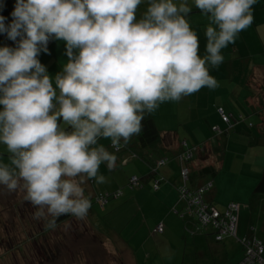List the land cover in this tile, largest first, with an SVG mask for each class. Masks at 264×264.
<instances>
[{
  "label": "clouds",
  "instance_id": "clouds-1",
  "mask_svg": "<svg viewBox=\"0 0 264 264\" xmlns=\"http://www.w3.org/2000/svg\"><path fill=\"white\" fill-rule=\"evenodd\" d=\"M256 2L192 0L209 21L201 57L189 0H16L12 23L0 16V33L19 38L0 47V145L8 153L0 186L24 193L46 229L60 216L85 219L91 203L82 185L105 183L100 165L112 170L117 160L98 141L119 151L141 132L145 113L217 88L208 66L218 67L222 49L251 26ZM50 37L65 42L68 57L55 86L37 59Z\"/></svg>",
  "mask_w": 264,
  "mask_h": 264
},
{
  "label": "crops",
  "instance_id": "crops-1",
  "mask_svg": "<svg viewBox=\"0 0 264 264\" xmlns=\"http://www.w3.org/2000/svg\"><path fill=\"white\" fill-rule=\"evenodd\" d=\"M189 6H191L192 11L186 18L191 28L199 37V54L203 57L206 54L205 46L207 42L205 29L209 21L206 16L201 14L199 9L192 5V0H189ZM145 10L146 3H142L137 9V19L142 16ZM253 17L254 19L251 26L239 33L236 42L222 49L221 54L224 57L223 62L218 67L208 66L209 74L213 76L219 84L217 88L214 90H210L207 87L202 88L193 95L183 97L179 102H165L160 104L155 112L151 114L145 113L144 118H151L163 137L161 144L162 149L159 148V150L157 149L155 151L154 158L156 156H161L172 159L163 170V172H165L164 175L168 177L170 182L169 184H163L161 190L158 192L152 189L151 184H148L138 192L126 194L123 201H114L109 204V207L113 209V211L110 212L116 223L120 221H122V223L126 222L125 228H129L135 234H137V231H140L141 224L145 223L146 225L149 223L148 226L153 229L155 222L163 223L166 227L165 234H168L169 237L178 234L183 237L186 236L187 238L184 231L186 224L175 218L173 213V207L176 205L178 198L172 185L179 180L180 166L179 162L176 160V155L180 151L181 142L184 139L191 145H197L202 143L205 137L209 136V128L219 126L222 130H226L228 128L227 124L223 123L220 119V113L224 112L231 116L230 120L231 123L234 124L233 126L236 132L231 131L233 133L228 139L229 144L225 154L226 159L224 157L218 174L223 172L226 178V174L229 173L231 178L235 177V179H232L234 181L233 187L235 191L239 192V196L236 195L223 199L219 197L221 187L218 186L216 192V196L218 197L217 200L222 206H226L231 201L241 205L238 225L239 237L243 238L246 235L247 229L251 224L256 227H261V218L264 216V194L256 193L255 187L262 177L263 170L261 166H259V163L263 166L262 156L264 154V147L249 146L246 134H248L250 124L255 121L258 111L261 109V105L264 104V0H257L256 4L253 6ZM0 47L5 46L0 42ZM37 59L46 68V72L52 78L53 86H55L56 75L63 71V66L68 62L65 42L50 37L47 44V51L45 52L42 50ZM242 100L246 105L250 106L251 115L244 116L242 114L238 116L233 111V104H243ZM2 110L3 107L0 106V111ZM204 112L209 116L207 119L203 118ZM253 116L254 118H251ZM58 123L64 127L62 118ZM65 130L71 131L72 129L66 127ZM137 136L138 135H133L131 137L128 146L141 151ZM109 142V139H102L99 144H102L109 151ZM231 143L234 144L235 148L231 146ZM229 152L232 154L233 161L229 162V168L225 171V160L227 162V153ZM258 155L261 157L258 158L260 161L255 162L254 158H257ZM7 156L8 153L5 146L0 145V160L7 162ZM238 158L240 159L239 162ZM199 160L200 159L194 161V167L197 170L202 168V164ZM121 161V158L119 159L117 157L116 165L112 170H109L106 164H101L98 175H105L108 171H121ZM145 169L146 167L144 171ZM197 173V171L193 173L195 177L194 180L198 178ZM121 176L124 177V173H122ZM121 176H119V178L123 183V178ZM126 178L127 175L125 176V179ZM92 181L93 180H87L82 185L85 196L89 198L91 203L86 218L83 220L73 218L72 221H70V225L73 226V229L70 230L71 235H73L72 239H76L77 242V238L80 240L81 235H86V250L91 254H85V260L82 262V260H77V256H75L73 250L70 249V254L67 258L62 257L63 261L57 263L53 262V264H102L100 260L102 258L104 259V256L99 252L95 253L94 251L96 248H93V244L96 247H100L99 243L111 246V249H108L107 253L110 254L114 251V257L118 262L116 264H174L173 260L177 261L181 259H183V264H192L197 259L191 247L188 249L185 248L183 252H181V250L177 252L178 248H181L179 244H176L175 248V242H172L167 236L165 241H162L160 236L150 235L149 228L145 231V233H148V240H150L149 245H142L140 239H138L136 235L130 236V239H132L130 241L118 234L112 237V233H108L104 229H102L103 233H100V223H98L96 219L99 218L100 221L102 220L101 214L103 210L100 209L98 204H92L91 201H94L96 198L97 191H113L121 185V182L113 177L111 179L108 178L107 182L103 185L97 184L93 186ZM230 184H232V182ZM131 212H134V218L126 220ZM156 216L159 219L152 220V218ZM107 221H105V223H107ZM56 227L54 230H57ZM36 231L40 232L39 228H36ZM50 231L51 229L49 232ZM43 232L42 235L44 237L47 236L48 232ZM145 238L146 237H143V239ZM137 239V248H133L132 244ZM197 240L201 243H208L211 246H214L215 243L214 239L207 236H198ZM56 243L58 246L61 244L60 241H56ZM238 243L237 239L228 241V246H226L227 250L223 251V253L228 256L227 260L233 250L235 251L236 248L239 247ZM36 244L37 248L40 249V242L37 241ZM184 246H187L186 243ZM144 249H148L149 251L147 253V255H149L148 258L146 257V251ZM168 250L170 251L168 252ZM39 252L41 253L42 250ZM119 253H121V255ZM53 254L57 255V252H53ZM178 254H180V256ZM176 256L181 259H177ZM57 257L59 256H55L51 259L54 261ZM203 258H205L204 255Z\"/></svg>",
  "mask_w": 264,
  "mask_h": 264
},
{
  "label": "trees",
  "instance_id": "trees-1",
  "mask_svg": "<svg viewBox=\"0 0 264 264\" xmlns=\"http://www.w3.org/2000/svg\"><path fill=\"white\" fill-rule=\"evenodd\" d=\"M15 5L16 0H0V16L5 17L6 26L10 25L13 21L11 13L14 11ZM0 42L5 47L15 48L19 42V38H17V41H12L8 38L6 33H0ZM222 114L228 117V121L223 120ZM220 119L223 123L227 124L228 128L226 130H222L219 126L209 128V136L205 137V140L197 145H191L184 139L181 142V149L176 155V160L179 162L180 166L179 180L177 183L175 182L174 185L171 184L178 198L176 205L173 207V213L175 218L186 224L184 231L185 235L189 238H186V236H179L176 238L177 240H174L171 236L170 238L168 234H165V225L157 222L154 223L153 229L148 226L149 223L146 225L145 223L141 224L140 231H137V234L130 231V236L136 235L138 239H140L142 245H149L150 240H148V233H145L146 229L149 228L150 235L160 236L162 241H165L167 236L172 242L179 244L181 248H178V252L180 250L183 252L185 248L188 249L191 247L192 251L196 254L195 257L198 259L200 257L199 255L211 251L213 261L214 256L227 250L226 246H228L229 240L237 239L241 249L240 257L235 256L238 264H264V216L261 218V227H256L252 224L249 225L246 235L241 238L238 234L241 205L231 201L226 206H222L217 200V194L215 193L213 195L212 193L215 187V174L219 173L223 163L229 144V136L233 133L231 131L236 132L233 126L234 124L231 123L230 115L221 112ZM141 124L142 130L137 136L141 151L128 146V144L122 146L120 150L117 151L111 146V141L109 142V152L114 153L119 159L121 158L122 168L120 169L121 171H108L105 175H102L106 178V182L108 178L111 179L113 177L121 182L119 176H121L122 173H124V177L121 176L123 178V183L121 182V185L117 189L113 191H97L96 198L94 201H91L92 204H98L100 209L103 210L101 218L105 221L108 220V216L113 221L114 217H112L110 212L113 211V209L109 207V204L112 202L123 201L126 194L138 192L148 184H151L152 189L158 192L161 190L163 184H169L170 182L168 177L164 175L165 172H163V170L172 159L161 156H156L154 158L155 151L157 149L159 150V148L162 149L161 144L163 137L161 132L151 118H144ZM246 135L249 146L264 147V104L261 105V109L258 111L255 121L250 124L248 134ZM100 141H98V143ZM121 144L123 145V141H121ZM198 159H200L199 162L202 164V168L199 170L194 167V161ZM145 167L146 169L144 171ZM196 171L203 176L204 173L209 174V176L212 175V179L206 180L202 178L194 180L195 177L193 173ZM126 175L127 178L125 179ZM92 182L93 186L97 185L94 180ZM255 192L264 194V169L262 177L255 187ZM233 204L238 206V211L233 212L236 215L237 221L236 227L231 229L229 225H227L230 221L227 220L225 216L226 213L230 211V206ZM213 211H217L219 217L214 218L212 216ZM73 218L75 217L71 215L60 216L56 220V226L70 222ZM156 218L157 216L153 217L152 220L159 219ZM48 219L50 220L52 218L49 217ZM117 224H119V226L115 229V232H117L116 234L125 230L126 222L122 223V221H120ZM50 229L52 228H44V232H48ZM260 233H263V235L261 236ZM196 236H207L214 239V246L199 242ZM143 237L146 238L143 239ZM138 239L135 242L133 240V248H137ZM185 243L187 246H184ZM145 251V254L149 252L148 249ZM233 252H236V250H233ZM180 254L178 255L180 256ZM177 259L181 258L177 257ZM177 261L173 260V263L175 264ZM180 261L182 262L183 259Z\"/></svg>",
  "mask_w": 264,
  "mask_h": 264
},
{
  "label": "rangeland",
  "instance_id": "rangeland-1",
  "mask_svg": "<svg viewBox=\"0 0 264 264\" xmlns=\"http://www.w3.org/2000/svg\"><path fill=\"white\" fill-rule=\"evenodd\" d=\"M242 103L243 104H233V111L238 116L242 114L244 116H249L251 112L250 106L246 105L243 100ZM208 117L209 116L204 112L203 118L207 119ZM251 118H254V116ZM231 146L235 148L234 144L232 143ZM227 158V162L225 160V171L229 168V162L233 161L231 152L227 153ZM258 158H261L260 155H258L257 158H254L255 162L260 161ZM239 161L240 159L238 158V162ZM262 162L263 166L260 163L259 166H261L263 170L264 154L262 156ZM197 174L198 180L202 178H205L206 180L212 179V175L209 176V174L204 173L203 176L200 175L199 172ZM233 178L235 179V177L231 178L229 173L226 174V178L223 172L221 174H215V187L212 191L213 195L217 192L218 186H220L221 193L219 197L227 199L236 195L239 196V192L234 190V181L232 180ZM231 182L232 184H230ZM0 188H2L0 189V264H53V262L57 263L63 261L62 257L67 258V256L70 254V249L73 250L75 256H77V260H82V262L85 260V254H91L88 250H86V235H81L80 240L77 238V242L76 239H72L73 235H71L70 230L73 229V226L70 225V222H67L61 226H57V230L53 229V231L51 229L50 232L48 231L47 236L44 237L42 232L45 226V220H37L33 218V214L36 209L29 202L24 201V193L20 191L9 192L3 186H0ZM133 216L134 212H131L127 220H131V218L133 219ZM96 221L100 223V233H103L102 229H104L108 233L111 232L112 237L114 235L116 236L115 229L118 228L119 224H117L114 219L112 221L111 218L108 217L107 223H105L104 219L100 221L99 218H97ZM36 228H39L40 232L36 231ZM130 231L131 230L129 228H125V230L119 232L118 234L131 241L132 239H130ZM260 234L261 236L263 235V233ZM175 236L173 235L172 237L174 240H176L175 238H178L180 235L175 234ZM37 241L40 242V249L37 248ZM56 241H60V246H58ZM99 245L100 247H96L93 244V248H96L94 251L95 253L99 252L102 254V256H104V259L102 258L100 263H118L114 257V251H112L110 254L107 253L108 249H111V246H107V244L102 245L100 243ZM174 245L176 248V243H174ZM40 250H42L41 253L39 252ZM136 251L139 252L138 250ZM169 251L170 250H168V252ZM53 252H57V255H54ZM119 254L121 255V253ZM203 255L205 258H202ZM203 255H199L200 257L192 264H238L237 258L235 256L240 257L241 249L240 247L236 248V252H232L228 260V256L222 252L214 256V261L211 256V251H207L203 253ZM55 256L59 257L53 261L51 258ZM146 257L148 258L149 255L146 254ZM175 264H182V262L179 260Z\"/></svg>",
  "mask_w": 264,
  "mask_h": 264
},
{
  "label": "built area",
  "instance_id": "built-area-1",
  "mask_svg": "<svg viewBox=\"0 0 264 264\" xmlns=\"http://www.w3.org/2000/svg\"><path fill=\"white\" fill-rule=\"evenodd\" d=\"M222 117H223L224 121H228V117L226 115L222 114ZM235 211H238V206L233 204L230 206V211L227 212L226 216H225L227 218V220L230 221L227 225H229V227L231 229H234L236 227V221H237L236 219L237 218H236V215L233 213ZM212 216L214 218H217V217H219V213L217 211H213Z\"/></svg>",
  "mask_w": 264,
  "mask_h": 264
}]
</instances>
